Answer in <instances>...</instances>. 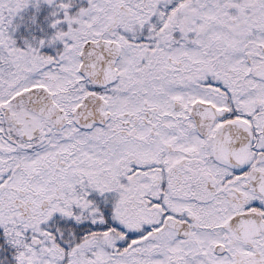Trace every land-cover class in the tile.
Segmentation results:
<instances>
[{"label":"snow or ice","instance_id":"1","mask_svg":"<svg viewBox=\"0 0 264 264\" xmlns=\"http://www.w3.org/2000/svg\"><path fill=\"white\" fill-rule=\"evenodd\" d=\"M0 264H264V0H0Z\"/></svg>","mask_w":264,"mask_h":264}]
</instances>
